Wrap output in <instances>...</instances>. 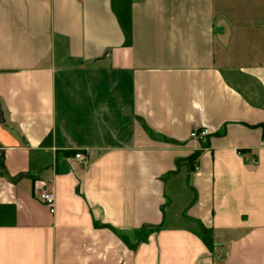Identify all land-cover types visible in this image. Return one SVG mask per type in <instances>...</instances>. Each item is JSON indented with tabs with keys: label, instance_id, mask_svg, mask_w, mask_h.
<instances>
[{
	"label": "crops",
	"instance_id": "1",
	"mask_svg": "<svg viewBox=\"0 0 264 264\" xmlns=\"http://www.w3.org/2000/svg\"><path fill=\"white\" fill-rule=\"evenodd\" d=\"M0 105V264H264V0H0Z\"/></svg>",
	"mask_w": 264,
	"mask_h": 264
},
{
	"label": "built area",
	"instance_id": "2",
	"mask_svg": "<svg viewBox=\"0 0 264 264\" xmlns=\"http://www.w3.org/2000/svg\"><path fill=\"white\" fill-rule=\"evenodd\" d=\"M209 135H211V131L205 128L201 131L193 132L190 137L196 140H203ZM75 158L81 162L86 160L85 156L82 153H77L75 155ZM196 170H198V168H196ZM36 197L49 209L51 214L56 213V196L54 192L44 190L37 193Z\"/></svg>",
	"mask_w": 264,
	"mask_h": 264
},
{
	"label": "water",
	"instance_id": "3",
	"mask_svg": "<svg viewBox=\"0 0 264 264\" xmlns=\"http://www.w3.org/2000/svg\"><path fill=\"white\" fill-rule=\"evenodd\" d=\"M0 122H4V118H3V111L0 105Z\"/></svg>",
	"mask_w": 264,
	"mask_h": 264
},
{
	"label": "rangeland",
	"instance_id": "4",
	"mask_svg": "<svg viewBox=\"0 0 264 264\" xmlns=\"http://www.w3.org/2000/svg\"><path fill=\"white\" fill-rule=\"evenodd\" d=\"M203 236L206 237V239H207L208 242L212 241L211 240V236L208 233H206V235L203 234Z\"/></svg>",
	"mask_w": 264,
	"mask_h": 264
},
{
	"label": "trees",
	"instance_id": "5",
	"mask_svg": "<svg viewBox=\"0 0 264 264\" xmlns=\"http://www.w3.org/2000/svg\"><path fill=\"white\" fill-rule=\"evenodd\" d=\"M198 157V155L196 156V158ZM194 159H192V161H193ZM203 232H204V235H206V230L205 229H203ZM204 237V241H206V243H208L209 244V242L207 241V239H206V237L205 236H203Z\"/></svg>",
	"mask_w": 264,
	"mask_h": 264
}]
</instances>
